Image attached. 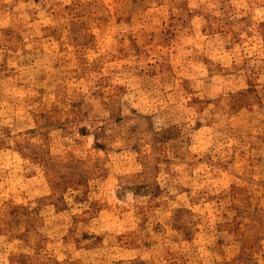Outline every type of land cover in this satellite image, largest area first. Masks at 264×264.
<instances>
[{
	"label": "rangeland",
	"instance_id": "374dc122",
	"mask_svg": "<svg viewBox=\"0 0 264 264\" xmlns=\"http://www.w3.org/2000/svg\"><path fill=\"white\" fill-rule=\"evenodd\" d=\"M0 264H264V0H0Z\"/></svg>",
	"mask_w": 264,
	"mask_h": 264
}]
</instances>
